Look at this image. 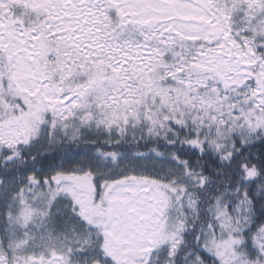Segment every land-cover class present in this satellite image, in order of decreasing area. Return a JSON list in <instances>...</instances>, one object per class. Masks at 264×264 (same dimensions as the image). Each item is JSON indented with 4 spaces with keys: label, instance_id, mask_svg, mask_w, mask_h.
Instances as JSON below:
<instances>
[{
    "label": "snow or ice",
    "instance_id": "6c2138e0",
    "mask_svg": "<svg viewBox=\"0 0 264 264\" xmlns=\"http://www.w3.org/2000/svg\"><path fill=\"white\" fill-rule=\"evenodd\" d=\"M0 264H264V0H0Z\"/></svg>",
    "mask_w": 264,
    "mask_h": 264
}]
</instances>
